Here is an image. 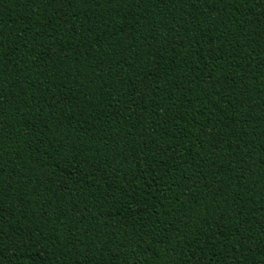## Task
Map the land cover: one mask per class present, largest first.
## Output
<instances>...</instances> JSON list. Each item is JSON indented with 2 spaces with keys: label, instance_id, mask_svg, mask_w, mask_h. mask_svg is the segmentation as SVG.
I'll use <instances>...</instances> for the list:
<instances>
[{
  "label": "trees",
  "instance_id": "1",
  "mask_svg": "<svg viewBox=\"0 0 264 264\" xmlns=\"http://www.w3.org/2000/svg\"><path fill=\"white\" fill-rule=\"evenodd\" d=\"M0 264H264V0H0Z\"/></svg>",
  "mask_w": 264,
  "mask_h": 264
}]
</instances>
